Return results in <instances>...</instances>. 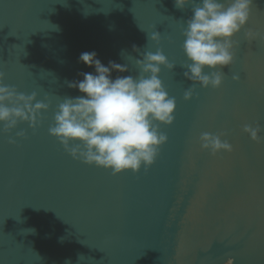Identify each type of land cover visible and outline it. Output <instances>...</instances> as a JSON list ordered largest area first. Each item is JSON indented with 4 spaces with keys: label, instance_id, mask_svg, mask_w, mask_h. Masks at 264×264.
<instances>
[{
    "label": "water",
    "instance_id": "95a60500",
    "mask_svg": "<svg viewBox=\"0 0 264 264\" xmlns=\"http://www.w3.org/2000/svg\"><path fill=\"white\" fill-rule=\"evenodd\" d=\"M191 16L174 0H0L4 84L49 104L35 130L0 124V264H264V0H252L220 89L184 76ZM249 30L260 36L249 41ZM157 51L175 64L160 79L177 108L159 125L168 140L155 162L113 175L74 159L49 128L58 105L81 95L69 82L95 71L81 54L126 66L115 79L138 77L136 61ZM205 132L232 151L204 150Z\"/></svg>",
    "mask_w": 264,
    "mask_h": 264
},
{
    "label": "clouds",
    "instance_id": "9594fccd",
    "mask_svg": "<svg viewBox=\"0 0 264 264\" xmlns=\"http://www.w3.org/2000/svg\"><path fill=\"white\" fill-rule=\"evenodd\" d=\"M251 4L252 0H227V4L220 0H174L178 9L192 6V16L183 31V51L187 59L183 64L184 76L192 84L204 89L222 87V70L234 63L233 41L249 23ZM245 36L252 41L260 34L249 30ZM150 39L158 43L161 35L154 32ZM80 61L95 71L82 73L81 80L69 82V87L81 95L66 98L58 105L50 135L58 139L74 159L110 170L113 175L128 171L138 173L142 167L147 169L168 140L159 125L171 126L175 120L177 101L160 79L161 66L171 71L175 64L169 62L162 51L146 52L142 60L136 61L138 77L120 75L113 79V71L126 73L128 68L114 61L105 66L95 52L82 53ZM4 79V74L0 73L3 132L11 134L21 122L35 130L49 104L38 101L35 92L25 95L6 86ZM194 92V88L186 90L184 100L191 101ZM259 131L258 127H244L253 141L260 140ZM16 135L24 138L26 133ZM200 142L202 148L213 155L232 151L231 144L222 141L219 135L205 132ZM9 143L15 144L16 140L10 139Z\"/></svg>",
    "mask_w": 264,
    "mask_h": 264
}]
</instances>
